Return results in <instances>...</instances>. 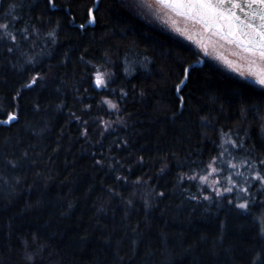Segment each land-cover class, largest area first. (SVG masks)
I'll list each match as a JSON object with an SVG mask.
<instances>
[{
    "label": "trees",
    "instance_id": "16d2710c",
    "mask_svg": "<svg viewBox=\"0 0 264 264\" xmlns=\"http://www.w3.org/2000/svg\"><path fill=\"white\" fill-rule=\"evenodd\" d=\"M54 3L0 0L16 36L0 30V120L18 117L0 123V264H262L259 181L244 212L238 192L186 177L220 153L264 174V95L130 0H100L85 28L94 0ZM99 66L112 71L100 92ZM104 99L122 121L109 130Z\"/></svg>",
    "mask_w": 264,
    "mask_h": 264
},
{
    "label": "snow or ice",
    "instance_id": "6c2138e0",
    "mask_svg": "<svg viewBox=\"0 0 264 264\" xmlns=\"http://www.w3.org/2000/svg\"><path fill=\"white\" fill-rule=\"evenodd\" d=\"M48 2L52 7L56 6L54 0H48ZM99 3L100 0H94L93 5L88 9V19L86 23L80 25L81 28L96 22L94 13ZM132 6L146 8L154 13L164 24H170L171 30L178 36L195 44L205 56H212L216 47L221 44L231 46L239 62L225 61V63L240 77L242 81L240 87L258 91L264 95V0H137ZM10 7L14 8V6ZM0 30H3V34L12 41L16 40V36L9 31L7 23H0ZM189 67L183 69L182 79L176 85L178 92L182 90L188 79ZM94 77L96 87H107L108 79H110L109 73L96 70ZM37 78L33 77L31 83L26 86L31 87L36 84ZM182 100L183 97H181ZM104 102L111 109L117 108V104L111 100ZM244 111L246 110L242 109V114ZM17 118L15 112H10L6 114L5 119L0 120V123L11 124ZM226 143L239 147L233 140H228ZM222 155L223 153H220L209 160L206 165L207 174H194L186 178L189 181L199 179L200 185H206L216 196L238 192L241 195L237 196L235 207L249 212L251 211L250 204H255V200L251 199L248 185L251 180L259 181L261 187H264V174L257 169L256 162L249 159L240 160L239 163H234L233 160L222 161L221 163L229 168L237 169L232 174H225V169L218 163ZM259 164L264 165V159L260 160ZM240 168H246L248 175L239 171ZM221 174H224L227 181L226 186L219 178ZM210 176L211 180H209ZM234 177H241L242 182ZM184 178L181 177V179ZM191 199L196 200L197 197L192 196ZM203 199L209 200L210 197L203 196ZM257 219L260 233L264 235V212Z\"/></svg>",
    "mask_w": 264,
    "mask_h": 264
},
{
    "label": "rangeland",
    "instance_id": "374dc122",
    "mask_svg": "<svg viewBox=\"0 0 264 264\" xmlns=\"http://www.w3.org/2000/svg\"><path fill=\"white\" fill-rule=\"evenodd\" d=\"M130 1L133 4H135L137 2V0H130ZM136 10L139 12V14H141L150 23H153L156 26H158L159 28H161L162 30H165V31H167V32L179 37L183 41H187L183 37H180L175 32H173L171 30V25L170 24H164L162 20L158 19L156 17V15L154 13L150 12L148 9H146V8H144V9L136 8ZM187 42L190 43L195 49L197 48V46L195 44L191 43L190 41H187ZM197 49L199 50V48H197ZM199 52H201L203 54L202 51L199 50ZM233 52H234V49L231 46L226 45V44H221V45L216 47L215 52H214V54L212 56H205L204 54H203V56L206 58V60L214 62L218 67L220 66L224 71L229 72V73L231 72V73L237 75L235 72H233L231 69H229V67L225 63V61L239 62L238 61V57L235 56L233 54ZM96 70H99V71L104 72V73H109L110 74V79H108L107 77H106V79H108V84L111 82V80H112V71L111 70L105 69V68L100 67V66ZM96 70H95V72H96ZM94 73H93V76H92L93 78H95L94 77ZM93 86L99 92L107 90L106 88L108 87V85H107L106 88H104V87H100V88L96 87L95 84H94V79H93ZM106 100H109V99H104V101H106ZM111 101L113 103H115L112 99H111ZM104 105H105L106 110L108 112L107 113L108 114V118L107 119H103L101 121L103 123L104 130H109V129H112L113 127L116 128V127L120 126L122 124V121H121V119L119 117L117 108L116 109H111L109 107V105L107 103H105V102H104ZM233 155H234L233 153H223V155L220 157V161H218V163H220V166L222 167L223 165H226V164L221 163V162L222 161H227V160H233V162L236 163V161L233 159L234 158ZM238 170L241 171L240 169H238ZM204 174H207V172L204 173ZM204 174H202V175H204ZM219 178H220L222 184H224L226 186V183H224L222 181V179H221V175H220ZM211 179H212V177L210 176L209 180H211ZM235 179H237V180L242 182V178L241 177L240 178L239 177H235ZM208 189L211 191V193H214V192H212V190L210 188H208Z\"/></svg>",
    "mask_w": 264,
    "mask_h": 264
},
{
    "label": "water",
    "instance_id": "95a60500",
    "mask_svg": "<svg viewBox=\"0 0 264 264\" xmlns=\"http://www.w3.org/2000/svg\"><path fill=\"white\" fill-rule=\"evenodd\" d=\"M92 26H95V23L94 24H91ZM186 83V82H185Z\"/></svg>",
    "mask_w": 264,
    "mask_h": 264
}]
</instances>
